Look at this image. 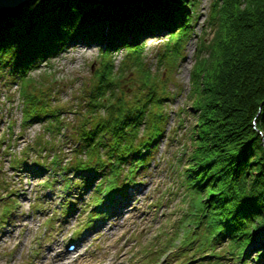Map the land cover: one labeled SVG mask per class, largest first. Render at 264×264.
<instances>
[{
  "label": "trees",
  "instance_id": "16d2710c",
  "mask_svg": "<svg viewBox=\"0 0 264 264\" xmlns=\"http://www.w3.org/2000/svg\"><path fill=\"white\" fill-rule=\"evenodd\" d=\"M190 4L194 2L142 0L114 7L29 0L17 16L0 17V84L20 83L77 43H96L102 57L124 48L138 59L140 42L161 32L166 34L162 54L174 63L196 16L188 10ZM212 8L213 40L201 42L190 73L191 104L198 116L179 173V185L191 198L182 218L183 245L191 248L190 256L205 253L213 264L230 258L235 264H264V0H215ZM95 77L84 86L83 107L72 111L78 119L70 125L63 118L68 111L64 105L50 102L49 87L23 89L20 83L22 124L40 123L44 131L13 160L16 169L46 176L42 186L49 196L60 197L61 217L76 204L89 207L82 228L115 212L140 182L163 134L161 104L168 97L163 84L145 79L141 92H128L125 98L123 91L114 92L108 71L98 69ZM60 135L72 141L70 158L40 155L35 144L46 152ZM33 150L28 164L26 153ZM38 199L36 206L46 203Z\"/></svg>",
  "mask_w": 264,
  "mask_h": 264
},
{
  "label": "rangeland",
  "instance_id": "374dc122",
  "mask_svg": "<svg viewBox=\"0 0 264 264\" xmlns=\"http://www.w3.org/2000/svg\"><path fill=\"white\" fill-rule=\"evenodd\" d=\"M187 1L194 2L188 5V10L192 9L196 16L181 56L174 63L166 62L162 54L166 34L161 32L140 42L138 59L134 53L127 55L124 48L102 57L96 43L68 45L20 82L23 89L49 87L50 102H59L68 110L63 115L67 125L77 121L72 111L83 107L82 91L94 81L98 69L109 72L115 81L114 92L123 91L121 96L125 98L130 97L128 92H141L145 79L164 85L168 97L161 106L166 119L148 167L141 173L140 182L128 190L129 198L119 201L118 206L123 207L103 215L93 227L82 228L87 210L84 208L89 207L80 204L79 208L76 204L69 215L61 217L57 207L60 197L49 196L50 190L42 186L46 176L13 167V160L30 148L44 129L40 123L22 124L24 101L20 83L0 84V264H213V258H206L205 253L190 256L191 248L183 245L187 238L182 218L191 198L179 185L182 182L179 173L192 148L190 134L198 116V110L191 104L190 73L201 42L208 44L215 34L208 22L215 18L212 8L215 0ZM66 132L68 138L69 128ZM66 137L58 136L55 145L46 152L36 144L35 147L46 159L56 153L65 161L70 158L73 145ZM26 156L29 164L35 150ZM88 192L85 191L84 200ZM38 197L46 203L36 206ZM71 243L73 247L69 248ZM63 252L66 254L53 262L52 257ZM191 258L193 261L189 262ZM225 264H235L234 259Z\"/></svg>",
  "mask_w": 264,
  "mask_h": 264
},
{
  "label": "water",
  "instance_id": "95a60500",
  "mask_svg": "<svg viewBox=\"0 0 264 264\" xmlns=\"http://www.w3.org/2000/svg\"><path fill=\"white\" fill-rule=\"evenodd\" d=\"M28 1L29 0H0V17L17 16L18 14H20V12L23 9V6ZM80 1L93 2V3L96 2V3L103 4V5H110V6L117 7V6H123V5L130 4V3H136L142 0H80ZM10 7H13L12 9H15V8L17 9L14 11H11L12 9H9Z\"/></svg>",
  "mask_w": 264,
  "mask_h": 264
},
{
  "label": "bare ground",
  "instance_id": "6f19581e",
  "mask_svg": "<svg viewBox=\"0 0 264 264\" xmlns=\"http://www.w3.org/2000/svg\"><path fill=\"white\" fill-rule=\"evenodd\" d=\"M14 4H15V3H14ZM14 4H13V5H14ZM13 5H12V6H13ZM12 8H13V7H10L9 9H12ZM16 9H17V8L12 9L11 11H14V10H16ZM130 191H131V190H130ZM128 194H129V193H128ZM122 207H123V205H122L120 208H122ZM120 208H119V209H120ZM65 254H66V252H63V253H61V254H57V255L53 256V257H52L53 262H55V263L58 262V260H59L60 258H62V256H64Z\"/></svg>",
  "mask_w": 264,
  "mask_h": 264
}]
</instances>
